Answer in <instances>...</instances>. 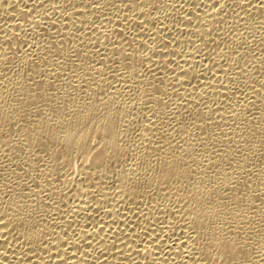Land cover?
<instances>
[{
	"label": "bare ground",
	"instance_id": "obj_1",
	"mask_svg": "<svg viewBox=\"0 0 264 264\" xmlns=\"http://www.w3.org/2000/svg\"><path fill=\"white\" fill-rule=\"evenodd\" d=\"M0 264H264V0H0Z\"/></svg>",
	"mask_w": 264,
	"mask_h": 264
}]
</instances>
